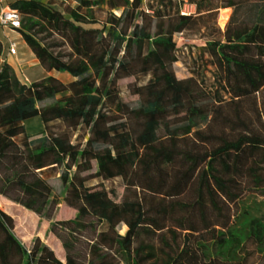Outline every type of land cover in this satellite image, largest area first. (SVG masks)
I'll use <instances>...</instances> for the list:
<instances>
[{"label": "trees", "instance_id": "1", "mask_svg": "<svg viewBox=\"0 0 264 264\" xmlns=\"http://www.w3.org/2000/svg\"><path fill=\"white\" fill-rule=\"evenodd\" d=\"M56 1L11 3L39 79L21 81L0 40V195L52 219L59 176L76 216L50 226L62 261L0 209V264H264V0ZM185 34L206 40L213 86L176 74ZM94 178L121 180L123 198Z\"/></svg>", "mask_w": 264, "mask_h": 264}, {"label": "rangeland", "instance_id": "2", "mask_svg": "<svg viewBox=\"0 0 264 264\" xmlns=\"http://www.w3.org/2000/svg\"><path fill=\"white\" fill-rule=\"evenodd\" d=\"M61 2L62 0H57L55 7L60 8L59 4H61ZM183 10L184 12H195L194 6H191L189 4L185 5L183 7ZM229 12V10H226L224 16H221V20L224 19L226 21ZM117 13H119V11H117ZM99 14H101V12ZM103 16H105V13L103 14ZM37 30H40L39 27L37 28ZM37 36L39 39L45 38V42L50 44H62L63 42L58 35H52L47 30L43 31ZM11 38H14L13 41H15L16 43L18 41L21 42L20 45H17L21 68L15 69L11 66L15 75L23 82H26V77L29 80L39 79L41 77L40 73L41 75H43L46 73V71L40 65H38L37 67H32L34 66L33 64L35 62L36 56L27 44L24 45V43H22V41L24 40L23 36L19 33H12ZM205 44L206 40L200 38L199 36L197 37L187 34L180 36L178 39L179 61L175 65V70L176 74L179 77L195 75L200 80H204L208 85L213 86L215 83L214 77L218 73V70L212 63V60L209 57L208 53L202 50V47L205 46ZM70 50L71 49L67 44L54 47V51L60 53H66ZM51 74L58 77L65 83L73 79L72 76L67 73L52 71ZM135 82L136 79L134 77L125 78L120 82L122 97L132 105H137L138 103V96L133 94V89H131V86ZM52 101L53 100H48L46 103H50ZM28 128L30 132H36L40 130V120L36 118L28 121ZM95 168L96 166L94 165V170ZM50 183L54 187V193L56 197L60 200V205L58 206L53 218H41L33 211H30L21 205H14L10 210L13 212V218L15 221L14 232L27 247H31L33 239L35 237H40L42 242L54 249L56 254L60 255L62 251L65 255L63 242L60 240V238L57 237L54 232L51 231L50 226L54 221L74 218L76 216V210L68 207L62 200L64 189L59 176L50 179ZM89 184L105 185L109 188L111 197L116 201H120L125 194V186L119 179L115 181H103L99 178H94L89 182ZM126 228L127 227L125 225H121L119 227L120 232L124 233L126 231ZM83 235H87V230L79 231V233H77L76 235V237L80 240L77 246L78 250H83V245L86 240Z\"/></svg>", "mask_w": 264, "mask_h": 264}, {"label": "crops", "instance_id": "3", "mask_svg": "<svg viewBox=\"0 0 264 264\" xmlns=\"http://www.w3.org/2000/svg\"><path fill=\"white\" fill-rule=\"evenodd\" d=\"M17 1H21V0H8V3L11 5V3H15ZM40 1L46 3V2H48L50 0H40ZM12 33H18V32L15 31V30H11L9 28H4L0 24V40L3 42V45H4V55H3L2 61H6L8 64H10L15 69L16 68L19 69V68H21V64H20L18 47H17L16 54H10L9 53V42H10V40H13L14 39V38L13 39L11 38V34ZM22 43H24V45L26 44V42L24 40L22 41ZM20 44H21V42L18 41L17 42V45H20ZM33 65L34 66H32V67H37L39 65V61H38L37 58L35 59V62H34ZM51 73L52 72H50L49 74H51ZM40 76H41V73H40ZM25 80L28 81V82H30V80L27 79V77H26ZM14 205H19V204L14 203V202L8 200L6 197L0 195V209L3 210V211H5L6 213H8L9 215H11L12 217H13V212L10 211V210H11V207H13ZM56 255L62 261H65L66 260V251H65V255H64V253L62 251H61V254L60 255L59 254H56Z\"/></svg>", "mask_w": 264, "mask_h": 264}, {"label": "built area", "instance_id": "4", "mask_svg": "<svg viewBox=\"0 0 264 264\" xmlns=\"http://www.w3.org/2000/svg\"><path fill=\"white\" fill-rule=\"evenodd\" d=\"M0 24L4 28L17 31L22 25V14L13 8L8 0H0ZM17 43L13 40L9 42V53L16 54ZM28 82V81H26Z\"/></svg>", "mask_w": 264, "mask_h": 264}]
</instances>
